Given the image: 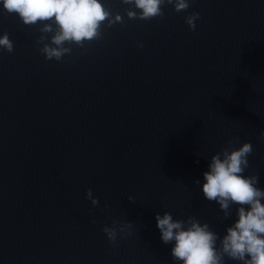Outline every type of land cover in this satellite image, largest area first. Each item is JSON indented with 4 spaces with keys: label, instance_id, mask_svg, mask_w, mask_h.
I'll list each match as a JSON object with an SVG mask.
<instances>
[{
    "label": "water",
    "instance_id": "obj_1",
    "mask_svg": "<svg viewBox=\"0 0 264 264\" xmlns=\"http://www.w3.org/2000/svg\"><path fill=\"white\" fill-rule=\"evenodd\" d=\"M102 2L126 24L59 62L38 52L39 25L0 6L14 45L0 49V264H180L155 214L223 236L237 206L224 219L201 185L236 138L252 144L244 175L264 189V0H192L147 22ZM113 219L132 222L116 245L101 230Z\"/></svg>",
    "mask_w": 264,
    "mask_h": 264
},
{
    "label": "clouds",
    "instance_id": "obj_2",
    "mask_svg": "<svg viewBox=\"0 0 264 264\" xmlns=\"http://www.w3.org/2000/svg\"><path fill=\"white\" fill-rule=\"evenodd\" d=\"M127 5L124 15L128 20L151 21L164 19V7L185 12L192 0H120ZM0 6L7 14H15L26 26L39 25L40 33L35 40L41 45L38 52L45 60L62 61L71 55L73 47L87 51L88 46L102 38L104 30L115 24L124 26L125 19L113 13L102 0H0ZM200 13L192 12L184 20L189 30H195ZM137 47L143 44L137 42ZM0 49L11 54L13 41L7 32L0 35ZM264 137V129L260 131ZM238 138L228 141L227 147L212 155L207 171L203 173L201 185L203 196L209 202H216L227 219L236 205L235 221L226 227L220 236L209 224L200 223L195 217L173 219L165 211L155 214L156 227L164 244H172L171 259L180 264H225V258L241 264H264V189L258 187V175H244L250 167L248 157L254 149L250 142L234 147ZM200 184L199 180L194 181ZM85 198L93 207L99 205L92 189H87ZM135 202L132 196L127 197ZM108 206L105 205V208ZM95 224L93 219L90 221ZM132 222L113 219L111 226H102L110 245H116L118 236H131ZM219 241V244H217Z\"/></svg>",
    "mask_w": 264,
    "mask_h": 264
}]
</instances>
